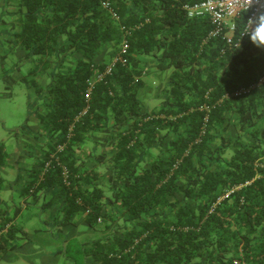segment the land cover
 Instances as JSON below:
<instances>
[{"label":"trees","instance_id":"16d2710c","mask_svg":"<svg viewBox=\"0 0 264 264\" xmlns=\"http://www.w3.org/2000/svg\"><path fill=\"white\" fill-rule=\"evenodd\" d=\"M198 1L110 0L106 11L100 0H0V31L24 53L19 62L39 69L37 79L51 70L34 95L54 145L29 193L57 188L64 224L80 213L113 231L90 253L72 245L80 264L88 255L101 264H264V51L242 38L245 14L230 42H205L209 20L182 9ZM123 36L126 63L104 75ZM144 57L167 78L152 110L134 79ZM102 129L112 134L86 158L102 171L89 169L77 154ZM150 147L159 154L147 166ZM6 226L0 251L16 248L17 230L0 211Z\"/></svg>","mask_w":264,"mask_h":264},{"label":"crops","instance_id":"0c3cea01","mask_svg":"<svg viewBox=\"0 0 264 264\" xmlns=\"http://www.w3.org/2000/svg\"><path fill=\"white\" fill-rule=\"evenodd\" d=\"M10 40L11 37L7 33L0 31V58H7L10 61L6 68H1L0 75L4 82L5 94L10 92L12 85L21 86L26 98V119L24 124L11 132L14 143L9 148L4 142H0V146L4 148V155L0 158V211H5L10 217V224L17 227L11 235V242L16 244V248L0 251V263L10 262L11 257L17 256L25 264L41 261L46 257H53L49 260L50 264H59L60 257L64 256V264H80L75 260L72 242L73 247L83 244L90 253L92 243L110 236L113 231L104 229L102 225L95 227L88 225L84 215L80 213H73L72 221L64 224L67 212L64 203L57 199V188L50 187L35 194L29 193L28 189L36 182L37 177L40 180L41 176H38L40 166L54 145L50 139L52 125L44 124L40 120L45 112L37 108L39 103L34 95L35 87L47 86L50 83L51 70L45 71L46 77L37 79L36 76L40 75L39 69L36 72L33 64L19 62L24 53L19 48L13 49ZM102 53L104 58L109 54L111 58L113 49L108 45ZM138 61L137 70L140 73L134 79L135 82H141L140 100L145 108L156 109L159 103L158 92L167 78L156 69V64L151 58H138ZM107 115L111 124L114 118L111 109L107 110ZM90 134L91 137L81 143L80 153L77 154L86 162L89 153L99 154L102 144L112 133L102 129ZM62 148L58 146L57 150ZM158 154V149L150 147L144 158L146 165L149 166ZM87 167L89 169L96 167L102 171L91 160H88ZM78 239L81 241L78 242ZM54 242L58 243L55 249L52 251L44 249L45 245ZM82 264L101 263L88 255Z\"/></svg>","mask_w":264,"mask_h":264},{"label":"built area","instance_id":"2783aa9c","mask_svg":"<svg viewBox=\"0 0 264 264\" xmlns=\"http://www.w3.org/2000/svg\"><path fill=\"white\" fill-rule=\"evenodd\" d=\"M101 6L104 10L109 11L110 0H100ZM182 9L186 12V15L190 19L207 18L212 25V31L208 34L205 42L211 38H216L222 36V40L230 42L234 32V21L239 16L245 14L246 20L244 24V29L242 37L244 35L245 29L249 25V18L257 17L261 11H264V3L257 0L256 3H252V0H201L193 4H184ZM117 19V18H115ZM243 38H247L245 35ZM204 42V43H205ZM127 38L123 36L121 40L119 49L116 56L112 60V63L106 66L104 75H110L113 65L115 63H120L124 65L126 63V55L128 51ZM104 75H98L95 77V81L100 82L103 80ZM264 81V76L261 82ZM94 82V81H93ZM93 82L89 85L86 92V101L89 99L91 89L93 87ZM243 93V92H242ZM237 94H240L237 92ZM47 166V165H46ZM63 180H67V172L64 170L62 172ZM8 226L0 231V235L8 230Z\"/></svg>","mask_w":264,"mask_h":264},{"label":"rangeland","instance_id":"374dc122","mask_svg":"<svg viewBox=\"0 0 264 264\" xmlns=\"http://www.w3.org/2000/svg\"><path fill=\"white\" fill-rule=\"evenodd\" d=\"M2 25L4 26V24H1L0 29H3ZM109 55L105 56L106 62H110ZM9 62V59L7 58H0V74L2 69L8 66ZM8 93H10V95H8ZM25 119L26 98L22 93L21 86L12 85L10 92L5 94L4 82L2 75H0V142H4L9 148V146L14 143V138L12 137L11 132L24 124ZM77 241L80 242L81 239H78ZM72 244L74 245V242H72ZM55 245L58 246V243L54 242V244H48V246L45 245L44 249L46 251H52L55 249ZM63 258L64 256L60 257L59 264H64ZM50 259H53V257H46L41 259V261L37 260L31 264H50ZM10 260V262L3 261L0 264H25L24 261L21 262V258H18L17 256L11 257Z\"/></svg>","mask_w":264,"mask_h":264},{"label":"clouds","instance_id":"9594fccd","mask_svg":"<svg viewBox=\"0 0 264 264\" xmlns=\"http://www.w3.org/2000/svg\"><path fill=\"white\" fill-rule=\"evenodd\" d=\"M257 0H252V3H256ZM259 2L264 3V0H259ZM249 25L245 29L243 37L247 36V43L254 49L258 51H264V11L253 18H249ZM242 37V38H243ZM241 44L236 49H240Z\"/></svg>","mask_w":264,"mask_h":264}]
</instances>
